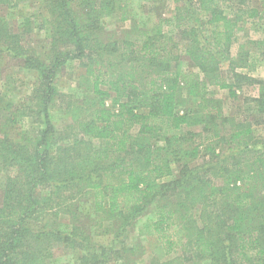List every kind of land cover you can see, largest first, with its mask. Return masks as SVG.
Here are the masks:
<instances>
[{
  "label": "trees",
  "instance_id": "obj_1",
  "mask_svg": "<svg viewBox=\"0 0 264 264\" xmlns=\"http://www.w3.org/2000/svg\"><path fill=\"white\" fill-rule=\"evenodd\" d=\"M39 2L38 44L0 8V49L34 76L24 95L0 92V264H62L58 246L75 264H264V148L250 124L223 133L210 94L258 84L264 115V80L250 75L264 37L240 40L264 0H172L167 16L156 0ZM112 17L127 27L109 31ZM150 209L139 230L164 259L146 261L125 234Z\"/></svg>",
  "mask_w": 264,
  "mask_h": 264
},
{
  "label": "rangeland",
  "instance_id": "obj_2",
  "mask_svg": "<svg viewBox=\"0 0 264 264\" xmlns=\"http://www.w3.org/2000/svg\"><path fill=\"white\" fill-rule=\"evenodd\" d=\"M156 4L158 6V12L161 15H171L174 8L172 0H156ZM0 8L1 14L8 18L13 30L20 31L23 33L24 39L31 41L33 44H38L43 34V32H40L38 29L39 22L43 20V13L41 11L39 0H29L16 5L14 8ZM25 17L31 18V26H23ZM127 24L128 23L119 22L118 19L113 17L108 18L105 21V26L109 31L121 30L122 28L127 27ZM241 26V41H244V37L246 36H250L254 39L264 37V16L252 23H241ZM237 46L238 45H235L232 49L233 55L237 53ZM224 69H227V64L224 65ZM241 71L246 70L241 69ZM29 72L30 71L23 68L20 60L12 58V56L6 54L0 49V92L3 88H6V90L24 95L34 81V76L29 74ZM250 75L264 80V56L261 57V62L257 69L254 72H250ZM71 77V71L69 69H65L64 72L59 75L57 85L60 92L70 94L75 90V83ZM259 88L258 84H246L242 88H237L236 98L231 97L227 89H218L216 87L210 88V94L222 101V110L227 118L226 123L220 125L222 132L226 134L239 124H250L253 130V142L256 143L258 147L264 148V115L258 111L257 103L252 101L255 97L259 96ZM191 128L199 132L200 125ZM208 136L209 135H205V137ZM201 138H204V135H202ZM5 179L6 174H0V202L2 201V190ZM82 207L88 210V202L83 203ZM154 217V209H150L147 214L143 215L139 222L132 226V228H130L125 234V238L129 243H142L144 245L146 253L145 255L143 254L142 257H144L146 261L156 260L158 258L164 259L161 246L156 244L155 237H151L147 232L140 233L139 230L147 220L153 219ZM41 220H43V216L41 217ZM110 239V235H103L97 236L95 241L98 244H108ZM54 251L60 263L75 264L70 250L66 247L58 246L55 247Z\"/></svg>",
  "mask_w": 264,
  "mask_h": 264
}]
</instances>
